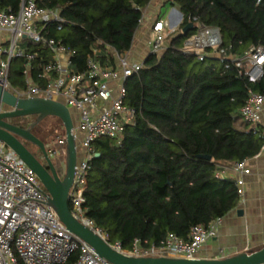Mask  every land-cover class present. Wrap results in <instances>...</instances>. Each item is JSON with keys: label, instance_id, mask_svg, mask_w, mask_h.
<instances>
[{"label": "trees", "instance_id": "16d2710c", "mask_svg": "<svg viewBox=\"0 0 264 264\" xmlns=\"http://www.w3.org/2000/svg\"><path fill=\"white\" fill-rule=\"evenodd\" d=\"M35 1L59 11L61 28L52 23L44 33L72 50V66L82 71L90 57L114 64L112 51L131 48L151 0ZM162 2L181 13L178 31L167 38L164 51L147 55L142 68L126 78L123 103L134 109V122L125 125L119 140L92 142L99 156L87 171L84 213L123 249L135 239L158 244L171 233L186 240L191 226H207L236 208L235 178L218 172L221 165L253 158L264 142L261 125L235 126L249 91L264 93V72L249 82L231 63L225 68L211 49L201 55L183 50L197 22L219 29L227 55L264 47V0ZM20 3L0 0V10L16 12ZM189 22L194 28L180 34ZM27 48L37 52L35 76L50 53L30 43ZM23 68L22 59H13L9 78L22 84Z\"/></svg>", "mask_w": 264, "mask_h": 264}, {"label": "built area", "instance_id": "2783aa9c", "mask_svg": "<svg viewBox=\"0 0 264 264\" xmlns=\"http://www.w3.org/2000/svg\"><path fill=\"white\" fill-rule=\"evenodd\" d=\"M144 17L145 12L139 20L140 25ZM62 22L63 18L58 10L39 6L35 0H21L16 12L10 9L0 10V85L17 97L59 100L78 112L79 127L84 131V136L68 193L71 214L100 235L112 248L124 254L199 258L200 249L208 239L216 236L223 217L211 220L207 226H191L186 240L171 233L158 244L144 246L141 240L135 239L130 249H123L120 242L111 243L103 230L85 215L87 171L95 157L92 142L102 137L119 140L125 125L134 122V109L123 103L124 82L142 68L144 60L136 61L130 48L122 53L112 51L114 64L99 63L90 57L87 59L86 69L77 71L71 63L72 50L60 40L44 33L52 23L60 29ZM177 26L172 25L168 17L155 18L147 41V55L164 51L167 38L177 33ZM195 26L194 34L183 42L185 52L201 55L206 49H211L212 54L224 61L225 68L231 63L249 82L262 77L263 46H251L241 57L227 55L220 47L222 37L217 27L199 22ZM26 40L27 45H38L50 53V59L41 64L35 76L31 71L37 52L24 46ZM95 52L99 51L95 49ZM13 59L24 61L23 90L13 87L9 82V66ZM2 109L0 106V110ZM239 114L245 121L261 125L264 132V93L249 91ZM57 143L60 145L58 149L64 153L65 137L59 138ZM263 152L264 142L254 157ZM246 162L247 160H243L221 165L218 172L220 175L234 176L239 200L244 194L241 175L250 172ZM228 252L227 248H219L218 258L229 256ZM73 255L75 257L71 259ZM0 264H111L65 227L47 204V194L38 177L1 140Z\"/></svg>", "mask_w": 264, "mask_h": 264}, {"label": "water", "instance_id": "95a60500", "mask_svg": "<svg viewBox=\"0 0 264 264\" xmlns=\"http://www.w3.org/2000/svg\"><path fill=\"white\" fill-rule=\"evenodd\" d=\"M179 21L181 13L179 12ZM194 28L193 22L185 24L180 34L186 35ZM0 140L9 146L35 173L45 193L47 204L56 212L60 221L75 236L90 245L94 251L111 264H258L264 262V244L252 250L240 251L223 258H182L173 256H133L112 248L110 244L91 228L85 226L71 214L68 204V193L71 188L75 165L79 158L76 145L74 124L69 108L59 100L39 97H17L7 88L0 85ZM36 116L34 122L22 128L10 120L27 116ZM47 116L57 117L64 128L65 146L63 172L57 173L56 163L45 150L43 142L31 133V127ZM27 140L42 151L47 168L20 142ZM99 153H95L98 157ZM210 160L209 155L200 156ZM241 214L242 210L239 209Z\"/></svg>", "mask_w": 264, "mask_h": 264}, {"label": "crops", "instance_id": "0c3cea01", "mask_svg": "<svg viewBox=\"0 0 264 264\" xmlns=\"http://www.w3.org/2000/svg\"><path fill=\"white\" fill-rule=\"evenodd\" d=\"M163 0H151L145 8L143 23L135 33V44L131 53L136 61H142L148 54L147 41L151 33V23L157 15L168 17L172 25H178L179 12L175 7L163 5ZM167 6V10H163ZM250 169L242 174L244 194L238 206L221 220L215 237L210 238L199 251V258H218L219 248L229 249L232 255L264 244V152L246 162ZM242 213L239 214L238 210Z\"/></svg>", "mask_w": 264, "mask_h": 264}, {"label": "flooded vegetation", "instance_id": "af4514ba", "mask_svg": "<svg viewBox=\"0 0 264 264\" xmlns=\"http://www.w3.org/2000/svg\"><path fill=\"white\" fill-rule=\"evenodd\" d=\"M2 108H4L3 105H2ZM35 117L36 116L34 115L32 118H26V117L13 118L10 121L14 124H17L18 126L22 128H26L32 122H34ZM40 122L34 125L33 127H31V133H33V135H35L37 138H39L43 142L46 152L48 153L52 161L56 163L57 173L61 175L63 172V168L62 166H59V167L57 166V160L60 159L59 157L63 155V152H61L60 149H58V147H60V145L57 143L58 139L55 140L53 136L54 132L58 128V125L53 126L51 129H47L48 131H45L46 132L45 133L43 132L44 130H42V128L40 127ZM61 127H63L62 123H61ZM62 137H65V133L62 136H60V138ZM19 140L42 163V165L47 168V163L44 158L42 149L39 146L27 140H24L22 138H19ZM55 151L57 154L55 153ZM58 151H60V153H58Z\"/></svg>", "mask_w": 264, "mask_h": 264}, {"label": "rangeland", "instance_id": "374dc122", "mask_svg": "<svg viewBox=\"0 0 264 264\" xmlns=\"http://www.w3.org/2000/svg\"><path fill=\"white\" fill-rule=\"evenodd\" d=\"M167 9H168L167 6H163V10L164 11H166ZM27 43H28V41L26 40L25 43H24V46H27ZM134 44H135V37L133 38V45ZM9 80L12 81V85L15 88H19L21 90L24 89V75L21 77L22 84L17 82L18 78L15 77V76H11L10 75ZM69 110H70L71 118H72V121H73V124H74V127H75L74 133L76 135V138H75L76 145H77L78 151L80 153V144H81V140H82V138L84 136V131L79 127L78 112L75 109H73V108H69ZM32 117L33 116H27L26 118H32ZM244 123H245V120L242 118V116L238 115V117H237V119L235 121V126L240 128V127L243 126ZM56 125H58V128L53 134L55 140L59 139L60 136H62L64 134V129H63V127H61V121L57 117L47 116L40 122V127L42 128V130H44L43 132L48 131L47 129H51L53 126H56ZM59 158L60 159L57 160V166L58 167L62 166V168H63L64 154L61 155Z\"/></svg>", "mask_w": 264, "mask_h": 264}]
</instances>
